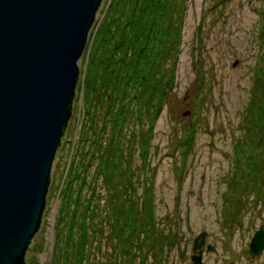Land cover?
<instances>
[{
  "label": "rangeland",
  "instance_id": "rangeland-1",
  "mask_svg": "<svg viewBox=\"0 0 264 264\" xmlns=\"http://www.w3.org/2000/svg\"><path fill=\"white\" fill-rule=\"evenodd\" d=\"M109 1L102 0L90 31L103 19ZM162 3V24L175 28L176 33L181 26L177 54L151 76L152 85L136 82L134 86L143 91L142 101L148 105H142V128L156 92L162 85L168 87L161 112L152 124L154 130L146 161L149 165L144 166L146 173L148 169L151 172L148 182L154 186L153 201L159 224L157 236L152 238L151 233L148 236L144 264H196L192 255L199 254L202 264H264V248L256 255L248 252L251 236L264 224V174L260 173L264 130L256 135L251 132V126L239 122L248 103L253 72L264 59V41L260 35L264 34V25L259 17L262 0H163ZM196 27L200 28L201 37L196 36ZM84 55L85 52L78 63L80 79L84 75ZM197 66L203 68L205 77L198 94L195 74L200 75L202 70L196 71ZM170 72L174 77L171 81ZM97 83L87 102L92 100L108 108L112 105L109 93H104L100 82ZM210 84L213 87L208 90ZM80 89L81 85L76 84L72 112L52 161L40 228L26 249V264H56V259L71 264L78 260L79 245L84 238L86 249L79 258L85 264H103L104 257L116 261L123 258L121 248L128 229L125 230L122 214L112 220L106 211L108 194L100 177V158L108 161V168L113 170L111 176L108 172L109 183L118 189L112 191L124 192L126 187L127 191L137 186L134 194L144 204L140 192L144 190V195L147 192V187H142L147 177L140 168L142 149L138 148L134 117L124 113L125 118L120 117L114 125L112 114L108 117L104 110L97 125L95 119L88 121L86 130L83 126L86 96L84 88ZM191 122L194 132L184 158L182 138ZM142 139L140 136L141 146ZM125 163L126 171L122 173ZM179 169H184L182 175ZM80 171L85 176L83 189L78 184ZM127 173H132L131 181ZM63 183L75 195L80 190L81 205L69 208L71 214L66 213L67 209L59 212L62 213L59 216V191ZM92 191V202L100 203L97 213L86 205ZM111 199L116 209H123L126 204L123 195ZM81 210L88 213L86 234L80 228ZM203 231L206 235L201 248L194 247L195 239ZM160 235L166 236V242L157 239ZM158 242H163L165 247L159 248ZM95 243L100 245L94 249Z\"/></svg>",
  "mask_w": 264,
  "mask_h": 264
},
{
  "label": "water",
  "instance_id": "water-1",
  "mask_svg": "<svg viewBox=\"0 0 264 264\" xmlns=\"http://www.w3.org/2000/svg\"><path fill=\"white\" fill-rule=\"evenodd\" d=\"M101 2L0 0V264H26ZM263 248L260 224L248 252ZM200 256L192 255L196 264Z\"/></svg>",
  "mask_w": 264,
  "mask_h": 264
},
{
  "label": "trees",
  "instance_id": "trees-1",
  "mask_svg": "<svg viewBox=\"0 0 264 264\" xmlns=\"http://www.w3.org/2000/svg\"><path fill=\"white\" fill-rule=\"evenodd\" d=\"M162 2L163 0H110L107 7H105L103 19L97 24L94 30L90 31L91 35L89 39L87 38L88 40L84 50V75L80 79L78 74L76 81L77 86L78 83L81 85L80 90L84 88L83 94L86 96L84 99V109L86 111L84 112L85 120L83 123V126H86V130L88 129L87 125L90 124L88 121L95 119V123L97 125V122L103 116L100 112L104 110V114H107L108 117H110L112 114L110 119L113 120L114 125L118 122L120 117L125 118V114H131L135 119V127H137L138 124V130L136 129V131L138 134V143L141 146L139 135L140 131H142L144 128L141 127L143 125L141 121L144 113L142 105L146 107L147 103H143L142 101L141 95L143 94V91L139 90L140 88L134 89V86L136 85V82H146L150 85L153 84L152 80H150L152 79L151 76L155 75V72L160 70L167 60L170 58L175 59V54H177L178 51V41H180L182 34L181 26L178 28L176 33L175 28H170V25L162 24ZM259 13V17L262 18L264 25V0H262V4L260 5ZM196 28V36L201 37L200 28ZM260 35H262L263 39L262 37H259V39L264 41V34L261 32ZM88 41H90L89 44ZM193 41L196 42L194 45V49L196 50V37ZM197 68L202 70L200 71V75L196 73ZM195 70V75L197 77L195 82V92L198 94L203 85L205 77L203 68L201 66H197ZM171 73L172 72H170V76L168 77L170 81L174 78L172 76L173 74ZM99 79L100 81H98ZM97 82H100L99 84L103 87L102 90L104 93H109V103H112V105L108 108L103 107V105H101L99 102L95 103V101L92 100H90V103L87 102L88 98H91L92 90L94 85L98 84ZM102 84H105L106 86H103ZM212 87L213 85L210 84L208 90H211ZM108 89L112 90L113 92L111 93V91ZM151 90L153 91V89ZM167 90V85L161 86V88L156 92L154 102L152 103V107H154V105H156V107H154V109L148 108V112L152 113V111H154V113H156V110H158V113L160 112V109L158 108L162 105V102L164 101L163 97ZM132 91L134 93H132ZM72 108L73 102L71 104V112ZM150 109H152V111H150ZM114 111L116 117L113 113ZM154 113H152V115H148L147 118L150 119V121H152V117L158 116L154 115ZM93 114L96 115L94 116ZM141 114L142 117L140 116ZM147 118H144L145 123ZM150 121H148V125H150ZM239 122L241 125L244 123L251 126V132L256 133V135H259L264 130V59L263 63H261L258 68L256 67L255 71L253 72L252 83L249 88L248 103L243 110V118L241 121L239 120ZM148 125H146V128H148ZM192 128H194L193 124L192 127H190V131H192ZM65 129L66 127L63 129V134ZM243 130H245V126ZM186 131H188V129H186ZM190 131H188V135L185 133L182 138L183 150L181 151V154L183 153L182 155L184 158L185 153H187L188 145L191 142L190 139H192L194 132ZM144 133H146V131ZM144 133L142 134V140L143 143L146 144L147 141L146 137H144ZM185 137L187 141L184 139ZM148 143H150V141H148ZM141 147H144V145ZM146 149H148V145H146ZM142 151H144V149H142ZM146 157L148 156L146 155ZM263 158L264 156H262L260 159V173L262 175L264 174ZM112 162H114V159ZM102 163H104V165H102ZM100 167H102L101 171H104L106 162L102 160V162H100ZM106 169H108V167H106ZM111 170L112 169L109 168L107 172L104 171L107 178L102 175L104 181L107 180L105 191H107L108 200L106 203L108 206H110V209L108 206L106 207V211L108 213L110 212L111 216L109 218L112 220L114 217L117 218L120 214L124 216L125 223L127 225L125 230L128 229V235L121 248L123 258L116 261L115 258L104 257V259H102L103 264H144L146 258L145 247L149 243L150 239L148 236L151 233L153 235L152 238H154V236H157L155 234L159 232V224L155 216L153 201L154 191L150 189V187H153V185L151 182H148L150 180H148L149 176H147V181L144 185L147 187V192L145 195L144 192H140V194L143 196L144 204L139 203V196L134 194V192L137 190V186L125 192L116 190V193H114L112 191L114 188H117L116 186L109 183L108 172H111ZM142 170L143 173L146 171V169ZM80 172L82 173V171ZM113 174L114 173L111 172L110 176ZM131 176L129 175V177ZM78 178L81 180L78 183L79 189H83L85 176L82 173V175H80ZM68 187L69 185L65 183L60 193V211L69 209L71 206H76L78 208L81 205L80 194L82 193L80 190H78L77 195H75L71 193V190H69ZM119 195H123L125 197L126 204L123 206V209L114 208V202L111 200V196L116 198ZM126 195L130 201L127 199ZM90 204L92 206L93 212L97 213L100 209V203L90 201ZM66 213H68V211H66ZM74 213H72V217H74ZM82 213L85 217H81L82 219L80 222V228L81 232L86 234L88 227L86 218H88V213H84V211H82ZM60 215H62V213H60ZM115 236L118 237L117 233ZM160 236L161 237L157 239H161L166 242V236ZM115 240L118 242V239L115 238ZM85 243L86 239L84 238L81 240L79 245L80 253L77 254L78 260L72 262L71 264H85L84 259L81 260L79 258L80 255L83 256L85 253ZM98 245L100 244L95 243L93 248L95 249L98 247ZM157 246L162 249V247H165V244L163 242H158ZM127 258H131L133 260L127 261ZM98 259L101 260V258ZM100 260H97V263L102 261ZM55 261L56 264H62V262L60 263L59 259H56Z\"/></svg>",
  "mask_w": 264,
  "mask_h": 264
},
{
  "label": "bare ground",
  "instance_id": "bare-ground-1",
  "mask_svg": "<svg viewBox=\"0 0 264 264\" xmlns=\"http://www.w3.org/2000/svg\"><path fill=\"white\" fill-rule=\"evenodd\" d=\"M163 99H164V97H163ZM162 105H163V103H162ZM162 105L158 108V109H160V112H161V109H162ZM154 107H156V105H154ZM154 107H152V109H154ZM152 109H150V111H152ZM152 113H154V111H152ZM152 113H148V115H152ZM159 114L160 113H158V110H156V113H154V115H158L159 116ZM146 115V114H145ZM141 117H142V114L140 115ZM154 119H157V117H152V121H154ZM69 121V120H68ZM148 121H150V119H146V123H144V129H146V125H148ZM152 121H150V125H148V129H150V131H148V129H146V133H144V129H142V131H140V135L139 136H142V133H144V137H146V141H147V143L145 144V143H143L142 145H144V147H138L139 149H144V151H140V155H141V162H140V165H142V167H140L141 168V171H142V169H146V167H148V165H149V163H146V161H148V157H149V154H148V151H150V147H151V142L150 143H148V141H150V137H151V135L153 134V130L154 129H152V127H154V125H152ZM154 123H155V121H154ZM192 123L193 122H191L188 126H187V128L186 129H188V131H190V127H192ZM137 130H138V124H137V127H135ZM188 131H186L185 130V133H186V135H188ZM192 131H194V128H192ZM192 131H190V132H192ZM148 133H150V135H148ZM63 136V135H62ZM192 137H193V135H192ZM184 139H186V137L184 138ZM186 141H187V139H186ZM190 141H191V139H190ZM61 144H59V146H60ZM114 145V144H113ZM146 145H148V149H146ZM184 145H185V143H184ZM58 146V147H59ZM57 147V148H58ZM112 148V147H111ZM114 149H115V146H114ZM114 149L112 150V152L113 153H115V151H114ZM57 150V149H56ZM146 155H148V157H146ZM108 156V155H107ZM110 158V157H109ZM142 159H144V161H142ZM70 161H72V158H71V160ZM100 161H102V159L100 158ZM100 161H98V167H100ZM104 161H106V160H104ZM185 161V159H183V161H181V163H183ZM108 161H106V167H108V163H107ZM72 163H73V161H72ZM115 163H116V161H115ZM110 164V163H109ZM102 165H104V163H102ZM139 165V166H140ZM144 165H146V167H144ZM71 166V165H70ZM106 167H104V171H108V169H106ZM126 167H127V165H126V163L124 164V169H122V173L124 172V171H126ZM100 169H102V167H100ZM130 170V169H129ZM104 171H102V175H104V177H106V173H104ZM137 171V170H136ZM179 171H180V173H179V175H182V173H183V171H184V169H179ZM134 171L132 170V173H133ZM98 173L100 174V171H98ZM132 173L130 174V173H127V174H129V175H132ZM144 173H146V171H144ZM150 169H148V173H146V177L148 176V175H150ZM102 175H100V177H102ZM50 178H51V171H50ZM65 178V177H64ZM107 178V177H106ZM128 179H130V181L132 180V178L131 177H128ZM50 181H51V179H50ZM102 181H104V179H102ZM107 181V180H106ZM106 181H104V184H106L107 182ZM145 181V180H144ZM143 182V181H142ZM146 182V181H145ZM50 183H48V185H49ZM132 184V183H131ZM153 184V183H152ZM50 186V185H49ZM49 186H48V188H49ZM63 186H64V183H63ZM63 186L62 187H60V191H59V197H61V195H60V193H61V191H62V189H63ZM93 186V185H92ZM142 187H144L145 188V186L143 185ZM154 187V186H153ZM153 187L151 186L150 187V189H152V191H154V189H153ZM117 188V187H116ZM118 189V188H117ZM129 189H131V188H129ZM125 191H126V188L124 189ZM124 191V192H125ZM142 192H144V190H142ZM46 193H48V189H47V192ZM127 194V193H126ZM92 195H94V193H93V191H92ZM92 195H90V199H88V201L90 200V201H92V199H93V197H92ZM46 197V196H45ZM61 200V199H60ZM112 200V199H111ZM89 201V202H90ZM45 205H46V201H45ZM45 205H44V207H45ZM59 205L61 206V201L59 202ZM86 205L88 206V205H90L91 206V204L89 203H86ZM44 207H43V209H44ZM70 209H73V207L71 208L70 207ZM62 211H64V210H62ZM62 211H60V207H58V209H57V214H59V216H60V213L59 212H62ZM66 211H68V209L66 210ZM42 213V212H41ZM68 213L69 214H71V212L70 211H68ZM80 213H82V210L80 211ZM85 213V212H84ZM83 214V213H82ZM43 216V215H42ZM82 216H84V214L82 215ZM85 217V216H84ZM41 221H42V219H40V223H41ZM40 223H39V226H38V228H37V230H36V232L38 231V229L40 228ZM35 232V233H36ZM205 232V231H204ZM35 235V234H34ZM33 235V236H34ZM206 235V234H205ZM33 238V237H32ZM201 248V247H200ZM26 253V252H25ZM26 258V257H25ZM90 262V261H89ZM60 263H61V260H60Z\"/></svg>",
  "mask_w": 264,
  "mask_h": 264
}]
</instances>
